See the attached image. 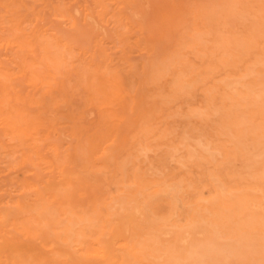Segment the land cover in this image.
Wrapping results in <instances>:
<instances>
[{
    "label": "rangeland",
    "instance_id": "rangeland-1",
    "mask_svg": "<svg viewBox=\"0 0 264 264\" xmlns=\"http://www.w3.org/2000/svg\"><path fill=\"white\" fill-rule=\"evenodd\" d=\"M263 198L264 0H0V264H264Z\"/></svg>",
    "mask_w": 264,
    "mask_h": 264
},
{
    "label": "bare ground",
    "instance_id": "bare-ground-1",
    "mask_svg": "<svg viewBox=\"0 0 264 264\" xmlns=\"http://www.w3.org/2000/svg\"><path fill=\"white\" fill-rule=\"evenodd\" d=\"M239 1H240V0H239ZM237 3H238V2H237ZM229 8H230V7H229ZM234 10H235V9H234ZM226 11H228V10H226ZM224 12H225V11H224ZM233 12H234V11H233ZM235 12H236V11H235ZM235 12H234V13H235ZM222 13H223V12H222ZM226 13H227V12H226ZM226 13H224V14H226ZM231 13H232V12H231ZM236 15H238V13H236ZM232 16H233V15H232ZM214 30H215V29H214ZM205 31H206V30H205ZM206 32H207V31H206ZM217 33H218V32H217ZM198 34H199V33H198ZM200 34H201V33H200ZM201 35H202V34H201ZM208 35H209V33H208ZM210 35H211V34H210ZM219 35H220V34H219ZM198 37H199V36H198ZM198 37H197V38H198ZM202 37H203V35H202ZM216 37L218 38L217 35H216ZM216 37H214V38H216ZM200 38H201V37H200ZM198 39H199V38H198ZM225 40H226V39H225ZM191 41H192V40H191ZM197 41H198V40H196V42H197ZM226 41H227V40H226ZM199 42H200V41H198V43H199ZM202 42H203V41H202ZM223 42H224V41H222V43H223ZM226 43H227V42H226ZM227 44H228V43H227ZM239 44H240V43H239ZM196 46L199 47V45H196ZM228 46H229V45H228ZM198 47H197V48H198ZM224 47H225V46H224ZM210 48H211V47H210ZM214 48H215V47H214ZM219 48H221V50H222L223 46H222V47H219ZM219 48H217V49H219ZM196 50H198V49H196ZM225 50H226V49H225ZM199 51H200V50H199ZM216 51H218V50H216ZM222 52H224V51H222ZM201 53H202V52H201ZM227 54H228V53H227ZM198 55H199V54H198ZM230 56H231V55H230ZM236 57H237V56H236ZM231 58H232V56H231ZM229 59H230V58H229ZM234 60H235V59H234ZM237 61H238V60H237ZM241 61H242V60H241ZM242 62H243V61H242ZM260 62H261V61H259V63H260ZM255 63H256V62H255ZM257 64H258V63H257ZM215 65H216V64H215ZM236 65H237V64H236ZM254 65H255V64H254ZM216 67H217V66H216ZM237 67H238V65H237ZM237 67H236V68H237ZM233 68H235V67H233ZM246 68H247V67H246ZM219 69H220V68H219ZM252 73H253V72H252ZM245 74H246V73H245ZM242 75H243V74H242ZM257 75H258V74H257ZM244 76H245V75H244ZM240 77H241V76H240ZM247 77H248V76H247ZM247 77H246V78H247ZM250 77H251V76H250ZM256 77H257V76H256ZM234 78H235V77H234ZM234 78H233V79H234ZM258 79H259V78H258ZM228 80H229V79H228ZM246 81H247V80H246ZM239 83H240V82H239ZM242 83H243V82H242ZM181 84H182V83H180V85H181ZM244 84H245V83H244ZM217 85H218V84H217ZM219 85H220V84H219ZM227 85H228V84H227ZM242 85H243V84H242ZM182 86H183V84H182ZM182 86H181V87H182ZM238 86H239V85H238ZM245 86H246V85H245ZM249 86H250V85H249ZM181 87H179V88H181ZM232 87H233V85H232ZM179 88H178V89H179ZM221 88H222V87H221ZM250 88H251V87H250ZM183 89H184V86L182 87V90H183ZM223 89H224V88H223ZM235 89H236V88H235ZM235 89H234V90H235ZM237 89H238V88H237ZM258 89H259V88H258ZM261 89H262V88H261ZM206 90H207V89H206ZM209 90H210V89H209ZM232 90H233V88H232ZM234 90H233V91H234ZM177 91H178V90H177ZM179 91H180V89H179ZM213 91H214V90H213ZM237 91H238V90H237ZM237 91H236V92H237ZM240 91H241V90H240ZM249 91H250V90H249ZM251 91H252V90H251ZM253 91H254V90H253ZM255 91H256V90H255ZM258 91H259V90H258ZM258 91H257V92H258ZM115 92H116V91H115ZM210 92H211V91H210ZM215 92H216V91H215ZM225 92H226V91H225ZM225 92H224V93H225ZM234 92H235V91H234ZM242 92H243V91H242ZM257 92H256V93H257ZM208 93H209V92H208ZM226 93H228V92H226ZM252 93H254V92H252ZM260 93H261V91H259V94H260ZM262 93H263V92H262ZM210 94H211V93H210ZM232 94H233V93H232ZM236 94H237V93H236ZM246 94H247V92H246ZM254 94H255V93H254ZM211 95H212V94H211ZM213 95H214V93H213ZM209 96H210V95H209ZM234 96H236V95H234ZM259 96H260V95H259ZM256 97H257V95H256ZM209 98H210V97H209ZM211 98H212V97H211ZM221 98H222V97H221ZM225 98H226V97H225ZM237 98L239 99L238 96H237ZM233 99H234V98H233ZM260 99H261V96H260ZM221 100H223V99H221ZM226 100H228V99H226ZM245 100H246V99H245ZM252 100H253V99H252ZM252 100H251V101H252ZM242 101H243V100H242ZM261 101H262V100H261ZM212 102L215 103L214 101H212ZM225 103H226V102H225ZM239 103H240V102H239ZM244 103H246V102H244ZM244 103H243V104H244ZM250 103H251V102H250ZM254 103H255V101H254ZM206 104H207V103H206ZM208 104L210 105L211 103H208ZM236 104H237V102H236ZM241 104H242V103H241ZM224 105H225V104H224ZM251 105H252V104H251ZM251 105H250V106H251ZM257 105H258V104H257ZM259 105H260V104H259ZM225 106H226V105H225ZM245 106H246V104H245ZM245 106H244V107H245ZM232 107H233V106H232ZM232 107H231V108H232ZM242 109H243V108H242ZM246 109H248V108H246ZM250 109H251V108H250ZM252 109H253V108H252ZM235 110H236V108H235ZM243 110H245V109H243ZM248 110H249V109H248ZM197 111H199V110H197ZM200 112H201V110H200ZM203 112H205V111H203ZM203 112H202V113H203ZM230 112H231V111H230ZM245 112H246V111H245ZM200 115H201V114H200ZM230 115H231V114H230ZM238 115H240V114H238ZM227 116H228V115H227ZM251 116H252V115H251ZM236 117H237V116H236ZM241 117H242V116H241ZM243 117H244V116H243ZM247 118H248V117H247ZM245 119H246V118H245ZM239 121H240V120H239ZM241 121L244 122L245 120H243V118H242ZM247 122H249V121H247ZM239 124H240V123H239ZM239 124H238V125H239ZM245 124H246V121H245ZM249 124H250V122H249ZM249 124H246V125H249ZM240 125H241V124H240ZM240 125H239V126H240ZM250 125H251V124H250ZM252 125H253V124H252ZM253 126H254V125H253ZM235 127H236V126H235ZM233 128H234V127H233ZM249 128H251V127H249ZM253 128H254V127H253ZM225 130H226V129H225ZM228 131H229V130H228ZM248 131H249V130H248ZM242 132H243V131H242ZM254 132H256V131H254ZM238 133H239V132H238ZM246 133H247V132H246ZM218 134H219V133H218ZM222 134H223V133H222ZM260 135H261V133H260ZM221 136H222V135H221ZM223 136H224V135H223ZM256 136H257V135H256ZM219 137H220V136H219ZM219 137H218V138H219ZM231 137H232V136H231ZM257 137L261 138L260 136H257ZM257 137H256V138H257ZM184 139H185V138H184ZM184 139H183V140H184ZM219 139H220V138H219ZM224 139H226V138H224ZM233 139H234V138H233ZM222 140H223V139H222ZM226 140H227V139H226ZM179 141H180V140H179ZM196 141H200V140H196ZM259 141H260V140H259ZM228 142H230V141H228ZM252 142H254V141L252 140ZM185 143H187V142H185ZM225 143H226V142H225ZM183 144H184V142H183ZM260 144H261V143H260ZM191 145H192V144H191ZM225 145H230V144H225ZM242 145H243V144H242ZM255 145H256V144H255ZM182 146H183V145H182ZM221 146L223 147V145H221ZM256 146H257V145H256ZM213 147H214V146H213ZM233 147H234V146H232V148H233ZM187 148H188V147H187ZM207 148H208V147H207ZM219 148H220V147H219ZM225 148H226V146H225ZM227 148H228V147H227ZM238 148H239V147H238ZM174 149H175V148H174ZM192 149H193V148H192ZM195 149H196V148H195ZM222 149H223V148H222ZM185 150H186V149H185ZM193 150H194V149H193ZM196 150H197V149H196ZM206 150H208V149H206ZM219 150H220V149H219ZM234 150H235V149H234ZM237 150H238V149H237ZM194 151H195V150H194ZM241 151H242V150H241ZM223 152H225V151L223 150ZM230 152H231V151H230ZM239 152H240V151H239ZM185 153H187V152H185ZM195 153H196V152H195ZM199 153H200V152H199ZM225 153H226V152H225ZM231 153H232V152H231ZM200 154H201V153H200ZM200 154H198L199 157H201ZM223 154H224V153H223ZM195 156H196V155H195ZM195 156H194V157H195ZM206 156H207V155H206ZM208 156H209V155H208ZM219 156H220V155H219ZM226 156H227V155H226ZM228 156H229V155H228ZM232 156H233V155H232ZM178 158H180V157H178ZM223 158H224V157H223ZM234 158H235V157H234ZM207 159H208V158H207ZM209 159H210V158H209ZM225 159H226V158H225ZM230 159H231V158H230ZM187 160H188V159H187ZM191 160H192V158H191ZM219 160H220V158H219ZM221 160H222V159H221ZM179 161H180V160H179ZM185 161H186V160H185ZM188 162H189V161H188ZM214 162H215V161H214ZM253 162H255V161H253ZM186 163H187V162H185V164H186ZM189 163H190V162H189ZM185 164H184V165H185ZM197 164H199V163H197ZM225 164H226V163H225ZM193 165H194V164H193ZM226 165H227V164H226ZM229 165H230V163H229ZM198 166H199V165H198ZM231 166H232V165H231ZM185 167H186V165H185ZM216 170H217V169H216ZM261 170H262V169H261ZM136 171H137V170H136ZM217 172H218V171H217ZM136 173H137V172H136ZM224 173H225V172H224ZM184 174H185V173H184ZM259 179H260V178H259ZM140 180H141V179H140ZM182 180H183V179H182ZM211 180H212V178H211ZM231 180H232V179H231ZM133 181H134V180H133ZM209 181H210V180H209ZM178 182H179V181H178ZM184 182H185V181H184ZM216 182H218V181H216ZM210 183H211V182H210ZM233 183H234V181H233ZM130 184H131V183H130ZM140 184H141V183H140ZM153 184H154V183H153ZM157 184H158V183H157ZM175 184H177V182H176ZM199 184H200V183H199ZM204 184H205V183H204ZM168 185H169V184H168ZM234 185H235V184H234ZM234 185H233V186H234ZM236 185H238V184L236 183ZM248 185H249V184H248ZM130 186H131V185H130ZM146 186H147V185H146ZM146 186H145V188H146ZM165 186H166V185H165ZM177 186H179V185H177ZM186 186H187V185H185V187H186ZM207 186H209V185H207ZM240 186H241V185H240ZM258 186H259V184H258ZM124 187H126V186L124 185ZM124 187H123V188H124ZM127 187H129V186H127ZM150 187H151V186H150ZM202 187H204V186H202ZM121 188H122V186H121ZM129 188H130V187H129ZM133 188H134V187H133ZM142 188H144V187L142 186ZM162 188H163V187H162ZM180 188H181V187H180ZM195 188H197V187H195ZM231 188H233V187L231 186ZM151 189H152V188H151ZM157 189H159V188H157ZM198 189H199V188H198ZM203 189H204V188H203ZM224 189H225V188H224ZM240 189H241V188H240ZM240 189H239V190H240ZM246 189H247V187H246ZM248 189H249V188H248ZM252 189H253V188H252ZM252 189H251V191H253ZM257 189H258V188H257ZM257 189H256V193H257V191H259V189H258V190H257ZM138 190L140 191V189H138ZM146 190H147V189H146ZM154 190L156 191V189H154ZM196 190H197V189H196ZM196 190H195V191H196ZM201 190H202V189H201ZM216 190H217V189H216ZM129 191H130V190H129ZM136 191H137V190H136ZM152 191H153V190H152ZM155 191H153V193H154ZM198 191H200V190H197V192H198ZM217 191H218V190H217ZM220 191H221V190H220ZM228 191H229V190H228ZM121 192H122V191H121ZM231 192H232V191H231ZM237 192H238V191H237ZM237 192H236V193H237ZM253 192H254V191H253ZM132 193H134V191H133ZM140 193H141V192H139V195H140ZM155 193H156V192H155ZM128 194H129V192H128ZM128 194H127V195H128ZM134 194H136V192H135ZM195 194H196V192H195ZM246 194H247V193H246ZM152 195H154V194H152ZM199 195H203V194H200V193H199ZM218 195H219V194H218ZM243 195H244V194H243ZM255 195H256V194H255ZM129 196H130V195H129ZM129 196H128L129 200H130V199H133V197L130 198ZM150 196H151V195H150ZM221 196H222V193H221ZM259 196H260V195H259ZM118 197H119V196H118ZM121 197H122V196H121ZM121 197H119V198H121ZM139 197H140V196H139ZM194 197H196V195H195ZM207 197H208V196H207ZM228 197H229V196H228ZM233 197H234V196H233ZM241 197H242V196H241ZM241 197H240V198H241ZM243 197H244V196H243ZM250 197H252V196H250ZM200 198H202V197L200 196ZM224 198H225V197H224ZM261 198H262V197H261ZM194 199H195V198H194ZM194 199H193V200H194ZM198 199H199V198H198ZM220 199H222V198H220ZM241 199H242V198H241ZM249 199H250V198H249ZM263 199H264V198H263ZM111 200H112V199H111ZM117 200H118V199H117ZM129 200H128V201H129ZM226 200H227V199H226ZM247 200H248V199H247ZM251 200H252V199H251ZM251 200H250V201H251ZM124 201H125V200H124ZM202 201H203V200H202ZM204 201H205V199H204ZM222 201H224V200H222ZM227 201H228V200H227ZM256 201H259V200H256ZM260 201H261V200H260ZM113 202H114V201H113ZM116 202H118V201H116ZM193 202H196V201L194 200ZM234 202H235V201H234ZM251 202H252V201H251ZM107 203H109V202H107ZM127 203H128V202H127ZM127 203H126V204H127ZM198 203H200V202H197V206H198ZM203 203H204V202H203ZM205 203H207V200H206ZM235 203H236V202H235ZM248 203H249V202H248ZM105 204H106V203H105ZM115 204H116V203H115ZM115 204H114V205H115ZM126 204H125V205H126ZM192 204H193V203H192ZM195 204H196V203H195ZM200 204H201V203H200ZM216 204H217V202H216ZM127 205H128V204H127ZM193 205H194V204H193ZM201 205H202V204H201ZM214 205H215V204H214ZM226 205H227V204H226ZM238 205H239V204H238ZM248 205H249V204H248ZM255 205H256V204H255ZM105 206H107V205H105ZM108 206H109V205H108ZM203 206H204V205H203ZM203 206H202V207H203ZM209 206H210V205H209ZM228 206H229V204H228ZM234 206H235V204H234ZM263 206H264V205H263ZM112 207H113V206H112ZM120 207H121V206H120ZM120 207H119V209H120ZM211 207H213V204L211 205ZM232 207H233V204H232ZM248 207H249V206H248ZM255 207H257V209H258V206H255ZM261 207H262V206H261ZM107 208H108V207H107ZM110 208H111V207H110ZM114 208H116V206H115ZM114 208H113V209H114ZM192 208L194 209L195 207L193 206ZM222 208H223V207H222ZM233 208H234V207H233ZM233 208H231V209H233ZM104 209H105V208H104ZM119 209H118V210H119ZM193 209H192V210H193ZM231 209H230V210H231ZM237 209H239V208H237ZM97 210H98V208H97ZM99 210H100V209H99ZM211 210H212V209H211ZM230 210L228 211V212H229L228 215H230ZM246 210H247V209H246ZM246 210H245V211H246ZM263 210H264V208L262 209V211H263ZM107 211H110V210H107ZM123 211H125V210H123ZM201 211H202V210H201ZM203 211H204V210H203ZM206 211H208V210H206ZM221 211H222V209H221ZM225 211H227V210H225ZM232 211H233V210H232ZM236 211H237V210H236ZM257 211H258V210H257ZM257 211H255V212H257ZM101 212H102V211H101ZM117 212H118V211H117ZM125 212H126V211H125ZM125 212H124L123 214H125ZM195 212H196V209H195ZM208 212H209V211H208ZM222 212H223V211H222ZM250 212H251V211H250ZM108 213H110V212H108ZM190 213H191V212H190ZM202 213H203V212H202ZM242 213H243V211H242ZM83 214H84V213H83ZM83 214H82V215H83ZM91 214L93 215V213H91ZM111 214H114V213H111ZM224 214H225V213H224ZM236 214H237V212H236ZM70 215H72V214H70ZM84 215H85V214H84ZM106 215H107V214H106ZM221 215H222V214H221ZM249 215H250V214H249ZM73 216H74V215H73ZM107 216H108V215H107ZM190 216H191V215H190ZM214 216H215V217H218V216H216V215H214ZM214 216H213V217H214ZM226 216H227V215H226ZM235 216H236V215H235ZM235 216H233V217H235ZM247 216H248V215H247ZM66 217H67V216H66ZM69 217H70V216H69ZM86 217H87V216H86ZM93 217H94V216H93ZM93 217H92V218H93ZM188 217H189V216H188ZM202 217H203V216H202ZM202 217L200 216V218H202ZM208 217H209V216H208ZM213 217H212V219H214ZM64 218H65V217H64ZM190 218H191V217H190ZM203 218H204V217H203ZM203 218H202V220H203ZM236 218H237V217H236ZM238 218H239V217H238ZM246 218H247V217H246ZM68 219L70 220V223H71V219H70V218H68ZM185 219H186V217H185ZM196 219H197V218H196ZM222 219H223V218H222ZM228 219H229V220L231 219V215H230V218H228ZM194 220H195V219H194ZM209 220H211V219H209ZM229 220H228V221H229ZM232 220H233V219H232ZM248 220H249V219H248ZM261 220H262V214H261ZM65 221H66V220H65ZM79 221H80V220H79ZM90 221H91V220H90ZM90 221H89V223H90ZM106 221L108 222V220H106ZM184 221H185V220H184ZM205 221H206V219H205ZM205 221H204V222H205ZM220 221H221V220H220ZM220 221H219V222H220ZM241 221H242V220H241ZM252 221H253V220H252ZM66 222H68V221H66ZM188 222H189V221H188ZM199 222L201 223V220H200ZM223 222H224V221H223ZM242 222H243V221H242ZM244 222H245V221H244ZM246 222H247V221H246ZM246 222H245V223H246ZM87 223H88V222H87ZM89 223H88V224H89ZM91 223H92V221H91ZM102 223H103V221H102ZM109 223H110V222H109ZM176 223H177V222L175 221V224H174L175 226L178 225V224H176ZM194 223H195V222H194ZM197 223H198V222H197ZM200 223H199V224H200ZM235 223H236V222H235ZM235 223H234V224H235ZM66 224H69V223H66ZM106 224H108V223H106ZM172 224H173V223H171V226H172ZM182 224H183V223H182ZM182 224H181V225H182ZM186 224H187V223H186ZM195 224H196V223H195ZM215 224H216V223H215ZM225 224H226V223H225ZM225 224H224V225H225ZM230 224H232V223H230ZM256 224H257V223H255V226H256ZM81 225H82V224H81ZM83 225H84V224H83ZM83 225H82V226H83ZM89 225H90V224H89ZM94 225H95V223H94ZM108 225H109V224H108ZM157 225H159V224H157ZM162 225H163V224H162ZM191 225H192V224H191ZM261 225H262V222H261ZM261 225H260V227H261ZM82 226H81V227H82ZM84 226H85V225H84ZM87 226H88V225H87ZM109 226H110V225H109ZM152 226H153V225H152ZM164 226H165V224H164ZM164 226H163V227H164ZM168 226H169V224H168ZM171 226H169V228H170ZM187 226L189 227V224H188ZM226 226H227V225H226ZM233 226H234V225H233ZM64 227H65V224H63V228H64ZM144 227H145V226H144ZM159 227H160V226H159ZM166 227H167V226H166ZM178 227H179V225H178ZM181 227H182V226H180L179 229H181ZM183 227H184V226H183ZM183 227H182V228H183ZM202 227H203V226H202ZM228 227H229V226H228ZM241 227H242V226H241ZM244 227H245V225H244ZM258 227H259V226H258ZM260 227H259V229H260ZM67 228H69V227L67 226ZM67 228H66V229H67ZM82 228H83V227H82ZM82 228H81V229H82ZM87 228H88V227H87ZM87 228H85L84 230H86ZM103 228H104V227H103ZM115 228H116V227H115ZM154 228H155V227H154ZM167 228H168V227H167ZM185 228H186V227H185ZM231 228H232V227H231ZM235 228H236V230H237V229H240L239 227H235ZM245 228H246V227H245ZM252 228H253V227H252ZM261 228H262V227H261ZM58 229H59V228H58ZM61 229H62V228H61ZM97 229H98V228H97ZM158 229H159V228H158ZM194 229H195V228H194ZM202 229H203V228H202ZM255 229H256V228H255ZM73 230H74V229H73ZM77 230H79V229H77ZM84 230H82V231L84 232ZM110 230H111V229H110ZM116 230H117V228H116ZM150 230H151V229H150ZM150 230H149V231H150ZM240 230H241V229H240ZM244 230H247V229H244ZM250 230H253V229H250ZM262 230H263L262 234H264V228H263ZM66 231H67V230H66ZM97 231H98V230H97ZM99 231H100V230H99ZM216 231H218V230H216ZM224 231H225V230H224ZM234 231H235V229H234ZM248 231H249V230H248ZM248 231H247V232H248ZM260 231H261V230H260ZM60 232H61V231H60ZM60 232H59V233H60ZM64 232H65V231H64ZM67 232L69 233V231H67ZM73 232H74V231H73ZM80 232H81V230H80ZM90 232H91V231H90ZM101 232H103V231H102V228H101ZM111 232H112V231H111ZM153 232H155V231H153ZM158 232H159V231H158ZM158 232H157V233H158ZM222 232H223V231H222ZM250 232H251V231H250ZM250 232H249V233H250ZM254 232H255V230H254ZM62 233H63V231H62ZM70 233H72V232H70ZM97 233H98V232H97ZM170 233H172V232H170ZM176 233H178V232H176ZM204 233H206V232H204ZM204 233H203V234H204ZM219 233H221V232H219ZM219 233H218V234H219ZM224 233H225V232H224ZM241 233H242V232H241ZM95 234H96V233H95ZM98 234L100 235V234H102V233H98ZM103 234H104V232H103ZM146 234H147V233H146ZM208 234H209V233H208ZM74 235H75V232H74ZM81 235H82V233H81ZM85 235H86V234H85ZM85 235H84V237H85ZM87 235H88V234H87ZM152 235H153V234H152ZM166 235H167V232H166ZM219 235H220V234H219ZM234 235H235V233H234ZM236 235H237V233H236ZM242 235H243V234H242ZM255 235H256V234H255ZM258 235H259V234H258ZM62 236H64V235H62ZM65 236H66V235H65ZM65 236H64V237H65ZM76 236H77V235H76ZM79 236H80V235H79ZM143 236H144V235H143ZM146 236H147V235H146ZM229 236L231 237V234H230ZM64 237H63V238H64ZM100 237H101V236H100ZM155 237H156V236H155ZM196 237H198V236H196ZM200 237H201V235H200ZM200 237H199V238H200ZM219 237H220V236H219ZM222 237H223V236H222ZM237 237H238V236H237ZM237 237H236V238H237ZM242 237H243V236H242ZM249 237H250V234H249ZM252 237H253V235H252ZM252 237H250V239H251ZM261 237H263V236H261ZM66 238H69V236L66 237ZM81 238H82V237H81ZM86 238H87V237H86ZM95 238H96V237H95ZM236 238H233V239H236ZM258 238H259V237H258ZM82 239H83V238H82ZM84 239H85V238H84ZM96 239H97V238H96ZM174 239H175V238H174ZM184 239H185V238H184ZM225 239H227V238L225 237ZM238 239H240V237L237 238V241H239ZM252 239H253V238H252ZM256 239H257V238H256ZM67 240H68V239H67ZM78 240H79V239H78ZM98 240H99V239H98ZM100 240H101V239H100ZM180 240H181V239H180ZM259 240H262V239L259 238ZM263 240H264V239H263ZM68 241H69V240H68ZM138 241H139V240H138ZM157 241L159 242V240H156V242H157ZM188 241H189V240H188ZM232 241H233V240H232ZM237 241H235V242H237ZM241 241H243V240H241ZM241 241H239V243H241ZM73 242H74V241H73ZM91 242H94V241L92 240ZM170 242H171V241H170ZM205 242H206V240H205ZM207 242H208V241H207ZM256 242H257V240H256ZM256 242H255V243H256ZM261 242H262V241H261ZM263 242H264V241H263ZM263 242H262V243H263ZM134 243H135V242H134ZM164 243H165V242H164ZM164 243H163V245H164ZM179 243H180V242H179ZM208 243H209V242H208ZM243 243H246V242H243ZM243 243H242V244H243ZM251 243H252V241H251ZM137 244H141V243H137ZM181 244H182V243H181ZM199 244H200V243H199ZM242 244H239V245H241V249H242V247H245V246L242 245ZM246 244H247V243H246ZM248 244H250L249 241H248ZM252 244L255 245L254 242H253ZM154 245H156V244H154ZM170 245H171V244H170ZM170 245H169V246H170ZM237 245H238V244H237ZM98 246H99V245H98ZM135 246H136V245H135ZM137 246H138V245H137ZM141 246H142V244H141ZM202 246H203V245H202ZM202 246H201V247H202ZM204 246H205L204 248H206L207 244H206V245L204 244ZM210 246H211V245H210ZM259 246H260V245H259ZM262 246H264V244H263ZM197 247H200V246L197 245ZM217 247H218V246H217ZM247 247H249V246H247ZM255 247H256V246H255ZM17 248H18V247H17ZM137 248H138V247H136V249H137ZM146 248H147V247H146ZM162 248H164V247H162ZM162 248H161V249H162ZM181 248H182V247H181ZM185 248H186V247H185ZM194 248H195V247H194ZM209 248H210V247H208V249H209ZM211 248H213V249H217V248H214V247H212V246H211ZM229 248H230V247H229ZM151 249H153V248H151ZM155 249H156V248H155ZM157 249H158V248H157ZM178 249H179V248H178ZM191 249H192V248H191ZM245 249H246V248H245ZM245 249H244V250H245ZM248 249H249V248H248ZM255 249H256V248H255ZM201 250H202V249H201ZM234 250H235V249H234ZM258 250H259V249H258ZM136 251H139V250H136ZM152 251H153V250H152ZM157 251H159V250H157ZM204 251H206V250L204 249ZM204 251H203V252H204ZM226 251H227V250H226ZM149 252H151V251H149ZM153 252H155V250H154ZM161 252H162V251H161ZM163 252H164V249H163ZM198 252H199V249H198ZM210 252H211V251H210ZM233 252H234V251H233ZM248 252L252 254V252H251L250 250H248ZM258 252H259V251H258ZM129 253H130V252H129ZM199 253H200V252H199ZM199 253H198V254H199ZM205 253H206V252H205ZM219 253H220V252H219ZM228 253H229V252H228ZM249 253H248V255L251 256V254H249ZM189 254H191V252H190ZM196 254H197V252L195 251V255H196ZM207 254H208V253H207ZM209 254H210V253H209ZM212 254H213V253H212ZM214 254H215V253H214ZM254 254H255V253H253L252 255H254ZM256 254L258 255V253H256ZM263 254H264V252H263ZM130 255H131V253H130ZM191 255H192V254H191ZM199 255H200V254H199ZM199 255H198V256H199ZM203 255H204V254H203ZM203 255L201 256L202 259H203ZM228 255H229V254H228ZM149 256H150V254H149ZM164 256H166V255H164ZM210 256H211V255H210ZM229 256H233V255H229ZM131 257H132V259H133L134 256H131ZM225 257H227V256H225ZM134 258H136V257H134ZM148 258H151V257H148ZM158 258H160V257H158ZM166 258H168V257H166ZM208 258H209V257H208ZM231 258H232V257H231ZM252 258H253V257H252ZM153 259H155V258H153ZM153 259H152V260H153ZM164 259H165V258H164ZM202 259H200V260H202ZM232 259H233V258H232ZM137 260L139 261V259H137ZM150 260H151V259H150ZM162 260H163V259H162ZM168 260H169V258H168ZM173 260H174V258H173ZM212 260H213V259H212ZM212 260H211V262H212ZM248 260H249V259H248ZM259 260H260V259H259ZM154 261H155V260H154ZM193 261H194V260H193ZM198 261H199V260H198ZM209 261H210V259H209ZM225 261H226V260H225ZM255 261H256V260H255ZM257 261H258V260H257ZM167 262H168V261H167ZM175 262H176V261H175ZM206 262H207V261H206ZM228 262H229V261H228ZM162 263H163V262H162ZM183 263H184V262H183ZM178 264H180V263H178Z\"/></svg>",
    "mask_w": 264,
    "mask_h": 264
}]
</instances>
